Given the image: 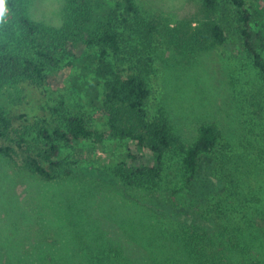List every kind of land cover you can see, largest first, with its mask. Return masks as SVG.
Wrapping results in <instances>:
<instances>
[{"label":"rangeland","instance_id":"rangeland-1","mask_svg":"<svg viewBox=\"0 0 264 264\" xmlns=\"http://www.w3.org/2000/svg\"><path fill=\"white\" fill-rule=\"evenodd\" d=\"M137 1L142 16L161 13L169 28L194 18L199 6V0ZM63 11L64 0H29V13L40 23L58 26ZM232 14L229 6L221 14L228 28ZM258 20L264 25V13ZM231 39L205 49L153 51L139 69L150 90L149 112L166 114L187 145L203 123L221 131L217 156L240 185L231 195L229 184L210 203L221 201L211 248L216 264H264V81L237 37ZM115 65L111 53L82 47L59 66L68 109L95 127H101L100 102ZM42 98L18 83L2 89L0 108L13 119L32 117L43 112ZM119 151L116 142L82 141L74 156L79 170L51 181L0 154V264H171L168 240L179 239L182 227L141 205L137 198L146 201V192L114 177ZM72 153L63 149L61 158Z\"/></svg>","mask_w":264,"mask_h":264},{"label":"trees","instance_id":"trees-1","mask_svg":"<svg viewBox=\"0 0 264 264\" xmlns=\"http://www.w3.org/2000/svg\"><path fill=\"white\" fill-rule=\"evenodd\" d=\"M198 5L194 18L169 28L161 13L142 16L137 0H64L62 22L52 26L31 17L29 0H6L0 23V35L9 41L0 40V92L21 83L39 91L45 102L43 112L32 117L22 113L13 119L0 108V154L51 181L79 170L74 156L80 142L120 144L114 177L146 192V201L137 198L141 205L182 227L179 239H167L171 264H216L217 250L211 248L217 244L221 201L210 203L229 184L231 195L237 194L240 183L217 156V125L201 124L187 145L166 114L149 112L150 90L139 65L151 60L153 51L221 46L234 35L264 81V25L258 20L264 0H199ZM227 6L233 12L229 28L221 15ZM82 47H98L116 59L100 102V128L68 109L58 77L60 63L75 58ZM63 149L74 155L61 158ZM170 156L178 157L176 163Z\"/></svg>","mask_w":264,"mask_h":264},{"label":"clouds","instance_id":"clouds-1","mask_svg":"<svg viewBox=\"0 0 264 264\" xmlns=\"http://www.w3.org/2000/svg\"><path fill=\"white\" fill-rule=\"evenodd\" d=\"M6 12H7L6 0H0V23L4 22Z\"/></svg>","mask_w":264,"mask_h":264}]
</instances>
